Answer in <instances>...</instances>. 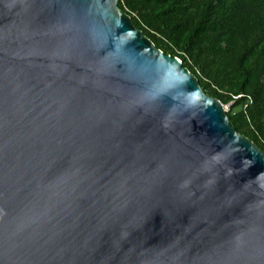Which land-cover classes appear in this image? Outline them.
I'll list each match as a JSON object with an SVG mask.
<instances>
[{"label":"water","instance_id":"obj_1","mask_svg":"<svg viewBox=\"0 0 264 264\" xmlns=\"http://www.w3.org/2000/svg\"><path fill=\"white\" fill-rule=\"evenodd\" d=\"M0 264H264V151L118 0H0Z\"/></svg>","mask_w":264,"mask_h":264},{"label":"trees","instance_id":"obj_2","mask_svg":"<svg viewBox=\"0 0 264 264\" xmlns=\"http://www.w3.org/2000/svg\"><path fill=\"white\" fill-rule=\"evenodd\" d=\"M136 29L230 105L237 132L264 151V0H118Z\"/></svg>","mask_w":264,"mask_h":264},{"label":"rangeland","instance_id":"obj_3","mask_svg":"<svg viewBox=\"0 0 264 264\" xmlns=\"http://www.w3.org/2000/svg\"><path fill=\"white\" fill-rule=\"evenodd\" d=\"M230 105H231V104L224 105V108H225V110H226L227 112L230 110Z\"/></svg>","mask_w":264,"mask_h":264}]
</instances>
